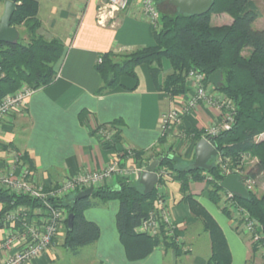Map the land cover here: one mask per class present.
Here are the masks:
<instances>
[{"label":"trees","instance_id":"trees-1","mask_svg":"<svg viewBox=\"0 0 264 264\" xmlns=\"http://www.w3.org/2000/svg\"><path fill=\"white\" fill-rule=\"evenodd\" d=\"M4 1L0 0V3ZM161 1L158 0V6ZM15 4L10 26H23L27 39L19 36L16 44L0 43V99L17 92L22 86L35 91L50 86L57 76L56 66L64 56L62 42L41 32L38 0H16ZM212 16H228L231 22L213 26ZM260 17L253 0H213L209 12L200 16L179 11L170 16L160 11L157 26L153 28V46L122 55L113 51L99 55L101 63H96L95 69L103 84L97 93L102 94L120 86L122 77H129L138 84L136 69L141 65H156L151 68V73L157 89L171 98H178L187 92L188 74L191 71L199 73L211 94H221L234 109V120L230 127L210 139L217 151L214 159L220 158L234 167L242 164L244 158H255L256 164L246 175L248 180L254 182L264 174V28H253ZM163 59L169 62L170 73L159 84ZM218 70L222 73V81L218 87H214L209 82V76ZM84 116L86 113L82 111L80 117L83 119ZM184 132L195 141L204 137L203 131L194 128ZM164 136L160 137L159 144H163ZM104 146L115 149L114 140L104 142ZM130 152L135 161L161 159L156 170L165 169L166 178L180 184L182 202L201 221L204 232L209 235L211 255L207 264H231L228 243L221 228L189 189L193 183L204 182L209 200L220 207L221 195L228 193L220 187L224 179L222 166L211 162L209 170L195 168L193 164L185 166L180 164L177 157H171L158 148L147 152ZM116 155L123 159L127 153ZM23 160L30 170V161L26 156ZM79 192L59 202L67 214L73 216L71 229H68L65 221L63 247L74 255L78 256L81 248L94 244L100 236L99 227L85 219L84 211L112 200L119 203L115 223L120 243L130 261L145 259L158 247L178 251V229L172 231L170 236L164 226L153 236L136 230L148 220V213L154 210L156 189L146 194L137 179L120 177L115 185L93 188L89 197L76 199ZM248 193V198L232 195L233 203L261 225L264 246V192L260 197L251 191ZM0 202L6 210L12 208V203L34 205L27 198L2 190ZM144 203L149 204V212L144 211ZM220 209L232 220L226 207ZM250 249L253 252L257 250L255 246ZM248 264L253 263L249 261Z\"/></svg>","mask_w":264,"mask_h":264},{"label":"crops","instance_id":"crops-1","mask_svg":"<svg viewBox=\"0 0 264 264\" xmlns=\"http://www.w3.org/2000/svg\"><path fill=\"white\" fill-rule=\"evenodd\" d=\"M102 1L73 0L65 10L52 5L44 19L39 18V4L41 32L62 42L64 56L56 66L55 81L36 90L20 111L12 113L2 123L0 167L5 157V145L21 154L22 163L27 167L23 160L26 156L35 181L47 187L66 178L104 170L116 158L115 151L147 152L158 148L166 152L170 149L169 154L181 158L179 160L185 166L194 164V150L198 141L182 131L194 128L204 132L213 124L217 110L205 103L199 104L166 134L163 144H159L161 114L180 108V102L186 97L171 98L157 89L151 73V68L156 65H141L136 69L138 84L129 77H122L120 86L102 94L97 93L103 84L95 69L100 54L113 51L122 55L154 44L153 27L143 19L136 5L129 12L117 13L106 26L99 25L96 10ZM3 5L0 4V13ZM230 22L229 18L226 24ZM169 73V62L163 59L158 83L162 84ZM82 111L86 113L83 119L80 117ZM103 125L113 129L115 149L104 146L94 132ZM151 162L130 158L122 163L124 168L138 171ZM120 177L119 174L114 175L106 185H115ZM189 189L221 228L228 243L231 264H248L251 253L246 248L247 241L245 245L241 240L245 236L223 212L225 217L219 211H212L214 206L207 196V185L204 182L193 183ZM182 197L180 184L168 178L165 206L179 231L177 252L158 247L145 259L130 261L115 228L119 203L114 200L107 209L92 211L89 208L84 211L85 219L99 227L100 236L97 242L90 245L92 249L81 251L78 256L84 257L85 264H207L211 255L209 235L204 232L201 221L182 202ZM143 209L149 212V204L144 203ZM63 237L64 234L62 247ZM58 244L55 241L46 253L28 264L55 262L57 255L54 246Z\"/></svg>","mask_w":264,"mask_h":264},{"label":"built area","instance_id":"built-area-1","mask_svg":"<svg viewBox=\"0 0 264 264\" xmlns=\"http://www.w3.org/2000/svg\"><path fill=\"white\" fill-rule=\"evenodd\" d=\"M135 5L140 10L143 19L155 28L160 17L158 0H103L97 7L96 21L99 25L106 26L117 13L129 12ZM97 63H101L100 58L97 59ZM34 92L35 90L22 86L17 92L0 99V128L9 115L22 109ZM184 95L186 98L180 102V108L170 109L161 114L159 122L161 136L178 126L182 118L190 111L195 110L201 103L218 109L219 112L214 123L204 131L205 139L210 141L220 131L230 127L234 120V109L231 102L222 96L213 98L210 89L205 87L203 83L202 75L194 71L188 74L187 92ZM222 107L225 109L224 114L221 113ZM95 131L102 142L114 140L113 129L109 126L96 128ZM122 161L115 158L110 166L100 172L80 174L47 187L35 181L31 171L23 165L21 154L12 147L5 145V157L0 167V190L27 198L34 202V205H14L12 203V208L6 210L5 205L0 202V264H28L52 247L57 237L64 230L65 221L68 217L66 210L59 204L61 200L77 191L104 186L116 174L121 177L137 178L138 173L146 167L143 165L138 171L128 169L124 168ZM156 172L158 182L154 188L156 189L154 210L148 213V220L139 225L136 230L139 233L153 236L158 234L164 226V230L170 236L172 231L177 229V226L173 223L165 206V184L168 178H166L165 169L156 170ZM252 182L247 179V188H245L250 189ZM229 194L231 193L226 195ZM227 208L230 214L233 212L232 221L237 230L245 236L250 247H256V253L260 254L263 260L261 261L264 262L261 225L251 220L245 211L239 208L238 211L236 206H228ZM239 222L242 224L240 227Z\"/></svg>","mask_w":264,"mask_h":264},{"label":"water","instance_id":"water-1","mask_svg":"<svg viewBox=\"0 0 264 264\" xmlns=\"http://www.w3.org/2000/svg\"><path fill=\"white\" fill-rule=\"evenodd\" d=\"M168 6L174 7L179 12L186 15L200 16L209 12L213 0H166ZM16 0H5L3 12L0 17V43L16 44L19 39L18 31L10 26L11 17L15 11ZM222 81V73L220 70L215 71L209 76V82L218 87ZM195 159L193 166L204 170H209L208 162L217 156V151L211 141L205 138L200 139L195 145ZM161 159H157L149 163L145 169L138 173L137 179L143 187L144 193H151L158 182L156 169L159 166ZM220 187L241 198H248L249 193L242 183V178L236 174H229L224 177L220 183ZM93 188H88L80 191L76 195V199L86 198L91 196ZM73 216L70 214L67 217L68 229L72 228Z\"/></svg>","mask_w":264,"mask_h":264},{"label":"rangeland","instance_id":"rangeland-1","mask_svg":"<svg viewBox=\"0 0 264 264\" xmlns=\"http://www.w3.org/2000/svg\"><path fill=\"white\" fill-rule=\"evenodd\" d=\"M72 2L73 3V0H38L39 4H40V16L39 18L41 19H44V17L46 16V14L49 12V8L52 6V5H55V6H60L62 7L63 10L66 9V6L69 2ZM255 2V5H256V8L258 9L261 17L258 18L254 24H253V28L254 29H257V30H260L262 28H264V0H253ZM1 4V3H0ZM59 7V8H60ZM159 7H160V11L163 12V13H166L170 16H173L174 14L177 13V9H175L174 7H171V6H168L167 4V1L166 0H162L161 3L159 4ZM3 12V11H2ZM2 12L0 13V17L2 15ZM229 19L228 16H212V20H211V24L213 26H222V25H225L227 20ZM15 28L18 33H19V36H22L24 37V39L26 40L27 39V36L25 34V29L23 26H17V27H13ZM246 54V53H245ZM217 94V95H216ZM218 96H222L221 94H218V93H214L213 94V98H217ZM223 97V96H222ZM216 102V101H215ZM221 106V105H220ZM215 109V108H214ZM217 110V114L219 115V112H218V109ZM225 111V109L222 107L221 108V113H223ZM224 114V113H223ZM214 123V122H213ZM184 132V131H182ZM185 133V132H184ZM165 137V136H164ZM186 138V137H185ZM117 153H121V154H124V153H127L126 157H124L123 159H121L118 155V157L120 158L119 161H122V160H125V159H128V158H132L134 159L132 156H133V153L130 152V150H123V151H115V156L117 158ZM168 154L170 155V149H168V151L165 152V154ZM173 157V155H170ZM178 159H181L178 157ZM180 161V164H182L181 160ZM123 162V161H122ZM256 159L251 157H247V158H244L243 161H242V164L240 163V165L238 166H234V167H231L230 164L227 162V161H223L221 160L220 158H215L213 160H211V163H215L219 166H222L223 168V174H224V177L229 175V174H236V175H239L241 176L242 178V183L243 185L247 188V177L246 175L248 174L249 172V169H252L254 167V165L256 164ZM210 165V164H209ZM253 192L257 197H260L261 194L264 192V174L263 175H260L258 176L254 182L251 183V186H250V189H247V192ZM233 195V194H232ZM232 195L229 194V195H226V194H222L221 195V198H220V207H226V209L228 210V206H236L235 203H232L233 199H232ZM231 200V201H230ZM114 201V200H112ZM112 201H109L107 202L105 205H99V206H93L91 207L90 209H92V211H97V209H107L109 207V203L112 202ZM116 201V200H115ZM230 201V202H228ZM117 202V201H116ZM118 203V202H117ZM212 204V203H211ZM154 205V204H153ZM214 207H212V211L216 213V211L220 212L222 214V211L220 209V207H217L215 204H213ZM154 207V206H153ZM237 210L239 211V209L237 208ZM241 210V209H240ZM229 211V210H228ZM244 211V210H243ZM237 212V211H235ZM230 213V211H229ZM238 213V212H237ZM240 214V213H238ZM247 214V213H246ZM224 216V214H222ZM231 217L233 215V212H231ZM248 215V214H247ZM222 216V217H223ZM234 216V215H233ZM249 216V215H248ZM225 217V216H224ZM223 217V219L225 220V218ZM250 217V216H249ZM101 218V217H100ZM104 219H106L107 221V218L104 217ZM103 219V220H104ZM241 221V220H240ZM225 223L226 225L228 224L227 221L225 220ZM240 223V222H239ZM243 223V222H242ZM240 225H242L241 223L239 224V227ZM101 228H105V226L101 223ZM115 228H116V223H115ZM230 229L234 232V230L232 229V227H230ZM65 230H63L61 232V234L57 237V239L55 240L56 243L59 242L58 245L54 246V252L56 253L57 255V260L53 263H49V264H85L83 258L84 257H79V256H76L74 255L73 253H71L70 251L66 250L64 247L61 246L62 244V236L64 234ZM235 233V232H234ZM241 240L243 241V243L245 244V242L247 241L245 238H242L241 237ZM246 244L248 246H246V248L248 249V252L251 253V256H250V259L249 261L253 264H264V262H262L263 260L261 259V256L260 254L256 253V251H251V249L249 250V243L248 241L246 242ZM245 244V245H246ZM262 245V244H261ZM93 246H86L84 248H81L79 251H88L90 249H92ZM264 247V246H263ZM82 253V252H81ZM262 260V261H261Z\"/></svg>","mask_w":264,"mask_h":264}]
</instances>
